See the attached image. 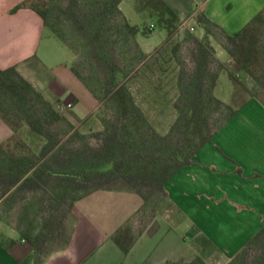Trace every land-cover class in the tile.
<instances>
[{
    "label": "crops",
    "instance_id": "0c3cea01",
    "mask_svg": "<svg viewBox=\"0 0 264 264\" xmlns=\"http://www.w3.org/2000/svg\"><path fill=\"white\" fill-rule=\"evenodd\" d=\"M24 1L33 0H0V68L17 66L46 99L78 124L94 109L77 110L76 82L84 83L71 68L76 55L66 43L56 41L33 8L15 10ZM164 1L178 14L181 31L199 38L205 34L195 17L199 8L229 34L264 9V0ZM120 9L128 19L124 0ZM155 28L154 24L152 30ZM165 32L156 41L139 32L142 50L151 53L160 48L168 37ZM216 50L219 56L220 50ZM12 134L0 116V142ZM166 190L170 213L147 222L139 193L94 190L74 203L54 231V241H46L39 252L24 234L28 229L22 219L25 214L17 208L7 210L2 197L0 264H189L200 256L204 264H228L264 227L263 103L251 98L196 153L191 164L172 176ZM28 216L29 221L34 212L28 210ZM116 237L130 247L128 251Z\"/></svg>",
    "mask_w": 264,
    "mask_h": 264
},
{
    "label": "trees",
    "instance_id": "16d2710c",
    "mask_svg": "<svg viewBox=\"0 0 264 264\" xmlns=\"http://www.w3.org/2000/svg\"><path fill=\"white\" fill-rule=\"evenodd\" d=\"M121 2L122 0H89L84 12L87 25L84 22L79 25L86 33L90 60L100 67L103 86H93L89 81L90 77L78 70L76 61L72 64V71L95 98L111 104L113 117L107 121L101 145L88 149L84 153L85 159H80L73 167L69 165L68 152L58 144L60 134L49 131L47 126L62 122L73 123L19 72L17 66L0 68V116L13 130L10 138L0 142V198L4 197V206L10 212L17 208L22 211V216L25 214L22 219L27 221L29 230L33 222L28 221V210L34 212L31 203L37 202V192L47 191L46 183H61L62 178L68 176L84 181L115 179L121 180L123 185L104 186L102 181H99L95 188L74 198L70 209L81 197L103 188L139 193L144 199L143 209L148 202L147 191L157 188L165 191L170 203L166 183L172 176L191 164L196 153L211 141L215 133L251 98L259 99L264 105L255 95L243 100L236 108L227 105L230 112L226 118L216 128H211L212 105L218 108L224 105L221 99L213 95V89L220 73L225 69L222 64H218L216 68L213 65L215 59L211 39L219 41L223 37L226 41L223 42V47L229 55L243 70L253 74L251 65L255 62L256 48L254 25L263 19L264 9L242 29L229 34L199 8L195 17L199 26L205 30L204 36L199 38L194 33L185 31L184 40L178 42L181 47L189 43L194 62L190 70H182L179 75L178 85L186 96V101L182 106H178L179 115L168 133L160 134L148 120L130 86L132 77L135 78L144 72L145 68L152 66L137 40L140 29L125 17L120 9ZM74 5H71V9ZM24 6H30L37 11L45 25L61 38L75 55L77 54L64 32L52 19L54 9L56 6L63 8L62 3L52 0L49 4L39 5L36 0L24 1L15 10ZM146 7L138 4V8L145 12L146 16L157 19L158 25L167 31L168 36L180 27L178 14L164 0H150ZM119 33H123L122 38ZM119 47H126L129 51H117ZM157 60L158 57L155 58V61ZM230 77L234 84H239L237 75L230 73ZM13 105L23 109L24 115L20 121L13 118L12 113L16 107ZM24 127L27 129L22 131ZM68 183L64 188L57 186L58 192H66ZM52 226L53 223H49L47 228L41 230L33 239L29 234H25L36 251L42 249L48 235L55 236ZM116 239L125 251L129 250V246L124 245L119 238ZM255 245L263 247V251H258L252 264H264V227L228 264H241V259L245 258ZM189 264L204 262L200 256Z\"/></svg>",
    "mask_w": 264,
    "mask_h": 264
},
{
    "label": "rangeland",
    "instance_id": "374dc122",
    "mask_svg": "<svg viewBox=\"0 0 264 264\" xmlns=\"http://www.w3.org/2000/svg\"><path fill=\"white\" fill-rule=\"evenodd\" d=\"M62 7L56 6L53 11L52 19L55 24L64 32L68 42L76 51V66L79 71L90 77V82L93 86L101 88L103 86V75L100 72L99 65L90 60L87 48V38L85 30L79 28L87 21L84 20V12L89 0H56ZM76 1V2H75ZM150 0H124V11L129 21L137 25L140 29V36H144L147 40L156 41L159 36H165V30L162 29L155 17L144 16L138 9V4L145 6ZM39 5L49 4L52 0H36ZM55 3V2H53ZM75 5H74V4ZM71 5L72 9H71ZM148 7V6H147ZM146 7V8H147ZM149 11V9H147ZM149 13V12H148ZM151 21L154 22L156 28H150ZM84 22V23H83ZM49 31L52 32L50 28ZM254 41H255V62L251 65L253 74L247 73L225 50L223 42H226L223 37L221 40L211 39L214 49V67L218 64L223 65L216 87L213 89V95L221 99L224 103L220 108L212 105V115L210 116L211 128H216L228 115L230 110L227 105L236 108L243 100L252 95L257 96L264 102V12L263 19L254 25ZM149 33L148 36L143 35ZM186 32L177 28L176 31L166 38V41L158 48L154 49L148 55V63L151 68H145V71L138 76L130 78V86L137 102L142 107L148 120L156 131L160 134H166L174 124L179 115L178 106H182L186 101V96L182 94V90L178 85L179 75L182 70H190L194 66V62L190 54L189 43H185L184 47L178 44L180 37ZM123 33H119L122 38ZM60 45H64V41L58 36H54ZM220 50L219 56L217 50ZM177 48V49H175ZM127 49L126 47L117 48V51ZM175 49V50H174ZM127 51H129L127 49ZM129 57V53L127 54ZM158 57L159 60L155 61ZM161 67V68H160ZM230 73L238 76L239 84H234L230 77ZM75 79V78H74ZM77 81V80H76ZM75 93L78 94L80 104L77 110L80 112L93 110L78 124H68L65 122L47 125L49 131H56L58 135V144L61 145L64 151L68 152L69 165L73 167L74 163L84 160V153L90 148H97L101 145L103 131L105 130L107 121L113 117V109L111 104L95 99L84 84L77 81ZM70 86L73 87L72 83ZM104 93V92H103ZM67 97H65L66 99ZM97 100V101H96ZM98 102V103H97ZM13 110V118L20 121L24 115L23 109L17 105ZM55 108L60 110L61 107L55 105ZM68 110V109H67ZM70 111V110H68ZM24 127L22 131L26 130ZM36 143V142H35ZM76 156V157H75ZM99 181H102L104 186L119 187L123 186L121 180H98L90 179L87 181L77 180L72 176L62 178L61 183L49 182L45 184L47 191L40 190L37 192L38 200L33 201L32 210L35 216H31L29 221L33 224L30 230L26 233L34 238L36 234L47 228L49 223H53V229L56 231L58 225L64 220L70 210L72 201L77 196H80L87 190L95 188ZM69 182V183H68ZM69 188L66 192H58L57 186L64 188L66 184ZM60 188V190L62 189ZM148 202L143 209V219L145 222L150 221L157 215H167L170 213L171 205L166 198V193L163 190L152 188L147 191ZM24 233V234H26ZM48 242L54 241V237L48 235ZM258 251H263V247L254 246L249 254L241 259V264H252L257 257ZM242 257V256H241ZM232 261V260H231ZM230 261V262H231ZM240 262V261H239Z\"/></svg>",
    "mask_w": 264,
    "mask_h": 264
},
{
    "label": "built area",
    "instance_id": "2783aa9c",
    "mask_svg": "<svg viewBox=\"0 0 264 264\" xmlns=\"http://www.w3.org/2000/svg\"><path fill=\"white\" fill-rule=\"evenodd\" d=\"M154 27V24L150 25V28H153ZM68 106H71V104H68Z\"/></svg>",
    "mask_w": 264,
    "mask_h": 264
}]
</instances>
